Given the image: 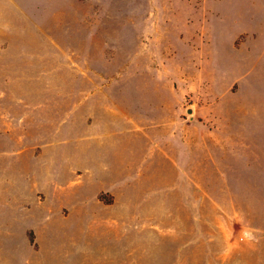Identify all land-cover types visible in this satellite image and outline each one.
<instances>
[{"label": "rangeland", "instance_id": "1", "mask_svg": "<svg viewBox=\"0 0 264 264\" xmlns=\"http://www.w3.org/2000/svg\"><path fill=\"white\" fill-rule=\"evenodd\" d=\"M0 264H264V0H0Z\"/></svg>", "mask_w": 264, "mask_h": 264}, {"label": "water", "instance_id": "2", "mask_svg": "<svg viewBox=\"0 0 264 264\" xmlns=\"http://www.w3.org/2000/svg\"><path fill=\"white\" fill-rule=\"evenodd\" d=\"M188 111L192 113L193 112V109L192 108H188Z\"/></svg>", "mask_w": 264, "mask_h": 264}]
</instances>
